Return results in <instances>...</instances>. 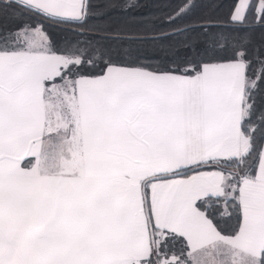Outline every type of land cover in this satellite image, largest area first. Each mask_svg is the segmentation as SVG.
<instances>
[{
  "label": "snow or ice",
  "instance_id": "1",
  "mask_svg": "<svg viewBox=\"0 0 264 264\" xmlns=\"http://www.w3.org/2000/svg\"><path fill=\"white\" fill-rule=\"evenodd\" d=\"M0 264H264V0H0Z\"/></svg>",
  "mask_w": 264,
  "mask_h": 264
},
{
  "label": "trees",
  "instance_id": "2",
  "mask_svg": "<svg viewBox=\"0 0 264 264\" xmlns=\"http://www.w3.org/2000/svg\"><path fill=\"white\" fill-rule=\"evenodd\" d=\"M142 4H150L153 2V0H140Z\"/></svg>",
  "mask_w": 264,
  "mask_h": 264
}]
</instances>
